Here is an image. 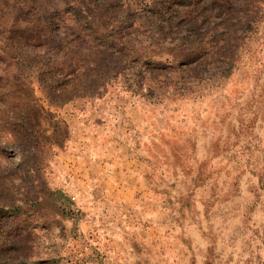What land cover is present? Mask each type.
<instances>
[{
    "label": "rangeland",
    "instance_id": "1",
    "mask_svg": "<svg viewBox=\"0 0 264 264\" xmlns=\"http://www.w3.org/2000/svg\"><path fill=\"white\" fill-rule=\"evenodd\" d=\"M0 264H264V0H0Z\"/></svg>",
    "mask_w": 264,
    "mask_h": 264
},
{
    "label": "crops",
    "instance_id": "2",
    "mask_svg": "<svg viewBox=\"0 0 264 264\" xmlns=\"http://www.w3.org/2000/svg\"><path fill=\"white\" fill-rule=\"evenodd\" d=\"M90 140L83 142L85 156L76 158L68 167L78 190L72 194L95 190L100 182L115 203L144 194L146 168L140 160L131 158L130 149L115 143L95 145Z\"/></svg>",
    "mask_w": 264,
    "mask_h": 264
},
{
    "label": "built area",
    "instance_id": "3",
    "mask_svg": "<svg viewBox=\"0 0 264 264\" xmlns=\"http://www.w3.org/2000/svg\"><path fill=\"white\" fill-rule=\"evenodd\" d=\"M91 236L94 237L95 236V233H93V231H91Z\"/></svg>",
    "mask_w": 264,
    "mask_h": 264
}]
</instances>
